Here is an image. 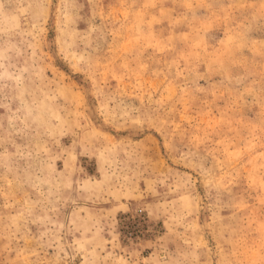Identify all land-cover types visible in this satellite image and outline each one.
Instances as JSON below:
<instances>
[{"label":"rangeland","instance_id":"obj_1","mask_svg":"<svg viewBox=\"0 0 264 264\" xmlns=\"http://www.w3.org/2000/svg\"><path fill=\"white\" fill-rule=\"evenodd\" d=\"M0 264H264V0H0Z\"/></svg>","mask_w":264,"mask_h":264}]
</instances>
